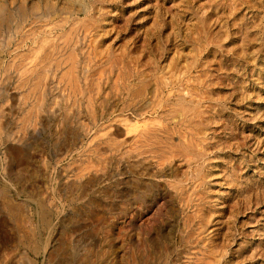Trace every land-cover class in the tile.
Listing matches in <instances>:
<instances>
[{"label": "rangeland", "instance_id": "374dc122", "mask_svg": "<svg viewBox=\"0 0 264 264\" xmlns=\"http://www.w3.org/2000/svg\"><path fill=\"white\" fill-rule=\"evenodd\" d=\"M22 263L264 264V0H0Z\"/></svg>", "mask_w": 264, "mask_h": 264}, {"label": "bare ground", "instance_id": "6f19581e", "mask_svg": "<svg viewBox=\"0 0 264 264\" xmlns=\"http://www.w3.org/2000/svg\"><path fill=\"white\" fill-rule=\"evenodd\" d=\"M66 36V35H65ZM66 40V39H65ZM64 40V41H65ZM75 46V45H74ZM49 57V56H48ZM57 60V59H56ZM59 62V61H58ZM75 62V61H74ZM63 63V62H62ZM72 63V62H71ZM57 64V63H56ZM46 66V65H45ZM49 66V65H48ZM55 66H57V65H55ZM25 67V66H24ZM69 68V67H68ZM71 69V68H70ZM73 70V69H72ZM44 71V70H43ZM43 74L45 73V72H42ZM63 73V72H62ZM79 73V72H78ZM29 76V75H28ZM31 78V77H30ZM26 79V78H25ZM60 80V79H59ZM80 81V80H79ZM46 85V84H45ZM74 85H75V83H74ZM64 86V85H63ZM72 86V85H71ZM79 88V87H78ZM96 90V89H95ZM34 91V90H33ZM36 95V94H35ZM86 96V95H85ZM75 97V96H74ZM70 98V97H69ZM39 99V98H38ZM122 99V98H121ZM78 101V100H77ZM37 102V101H36ZM73 103V102H72ZM35 106V105H34ZM64 107V106H63ZM90 108V107H89ZM35 109V108H34ZM67 112V111H66ZM73 115V114H72ZM29 116V115H28ZM69 117V116H68ZM67 117V118H68ZM139 117V116H138ZM27 118V117H26ZM75 119V118H74ZM137 119V118H136ZM96 120H97V118H96ZM65 122V121H64ZM137 123V122H136ZM139 123V122H138ZM151 127V126H150ZM105 142V141H104ZM123 142H124V140H123ZM106 143V142H105ZM101 144V143H100ZM109 144V143H108ZM123 144V143H122ZM74 145V144H73ZM111 145V144H110ZM109 145V146H110ZM72 146V145H71ZM136 146V145H135ZM118 147V146H117ZM115 148V147H114ZM131 148V147H130ZM95 152V151H94ZM100 152V151H99ZM119 153V152H118ZM68 154V153H67ZM80 154V153H79ZM140 158V157H139ZM174 160V159H173ZM180 160V159H179ZM177 161V160H176ZM101 163V162H100ZM155 163V162H154ZM102 164V163H101ZM80 166V165H79ZM80 168V167H79ZM78 168V169H79ZM85 168V167H84ZM172 168V167H171ZM86 169V168H85ZM83 171V170H82ZM82 171H80V172H82ZM96 171V170H95ZM82 174V173H81ZM85 175V174H84ZM74 176V175H73ZM86 176V175H85ZM77 178V177H76ZM80 178V177H79ZM92 179V178H91ZM83 181V180H82ZM157 181H159V180H157ZM85 183V182H84ZM77 184V183H76ZM78 185V184H77ZM84 185V184H83ZM81 186V185H80ZM165 186V185H164ZM166 188V187H165ZM81 192V191H80ZM189 198V197H188ZM146 199V198H145ZM172 199V198H171ZM139 203V202H138ZM190 203V202H189ZM11 205V204H10ZM178 207V206H177ZM172 210V209H171ZM179 211V210H178ZM142 212V211H141ZM137 219V218H136ZM148 221V220H147ZM144 222H146V221H144ZM185 222V221H184ZM27 243V242H26ZM25 245H27V244H25ZM31 245V244H30ZM164 246H165V244H164ZM31 247H33V245L31 246ZM30 249V248H29ZM33 249V248H32ZM31 249V250H32ZM35 250V249H34ZM141 252V251H140ZM139 253V252H138ZM147 254V253H146ZM157 255V254H156ZM161 255V254H160ZM140 257V256H139ZM80 260V259H79ZM146 262V261H145ZM23 264V263H22Z\"/></svg>", "mask_w": 264, "mask_h": 264}]
</instances>
